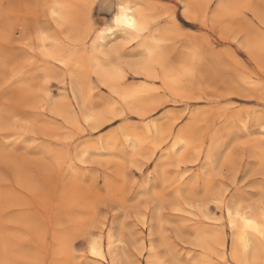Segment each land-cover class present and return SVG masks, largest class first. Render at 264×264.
Returning <instances> with one entry per match:
<instances>
[{
  "label": "rangeland",
  "instance_id": "1",
  "mask_svg": "<svg viewBox=\"0 0 264 264\" xmlns=\"http://www.w3.org/2000/svg\"><path fill=\"white\" fill-rule=\"evenodd\" d=\"M128 1L148 29L117 39L108 59L89 47L116 0H0V264H241L224 204L248 209L264 195V0ZM144 40L150 77L134 66ZM89 56L114 60L120 93L138 89L141 104L103 85ZM139 107L154 110L141 118ZM92 112L117 117L91 131ZM126 129L149 137L130 148ZM89 141L99 149L84 158ZM109 229L117 257L101 263L87 243ZM258 243L253 264H264Z\"/></svg>",
  "mask_w": 264,
  "mask_h": 264
},
{
  "label": "bare ground",
  "instance_id": "2",
  "mask_svg": "<svg viewBox=\"0 0 264 264\" xmlns=\"http://www.w3.org/2000/svg\"><path fill=\"white\" fill-rule=\"evenodd\" d=\"M137 3V2H136ZM184 6V5H183ZM141 8V7H140ZM143 10V9H142ZM141 9H139L137 7L136 4L134 3H131L130 1L128 0H116V3H114V11H113V14L111 16V18L109 19L110 21V26L107 30H103V32L99 33L98 35H96V37L94 39H92V42L90 44V47H89V50H90V54L93 56V55H97V54H100L102 56H105L108 58V56H113V53H116L115 51V46L117 44V39H119L120 37L123 38V39H129V40H134V39H137V38H140L141 35L147 31L148 29V14L147 16L143 13ZM89 18V17H88ZM107 23V22H106ZM89 25V24H88ZM90 27V26H89ZM107 28V26H105ZM104 28V27H102ZM105 29V28H104ZM88 33V32H87ZM88 35V34H87ZM80 41V40H79ZM82 43V42H81ZM143 46V47H142ZM81 47V46H80ZM142 48H144V50L147 52V55H146V58H145V61H141V62H137L136 65H134L135 63H133V65L135 66V69L136 70H140L139 72H142L143 76L144 77H150L151 76V69H150V66L153 64L152 61L153 59L155 58V54L153 51H151V45L147 42H145V40L142 42V45H141ZM86 48V47H85ZM85 54V53H84ZM92 56H89V62L92 61L91 64H93V68L94 69L93 71L95 72V74L99 77L98 80L101 81V83L103 85H106L108 88H112L115 90V93H117L118 95V92L120 93L119 91V83L116 81H119V79H122L123 76H122V72L119 70V73L118 70H115L116 67H115V64H114V60L112 62V60L108 61V59H105L103 61H98V60H95L93 61ZM59 56H56V59L58 58ZM54 58V57H53ZM60 58V57H59ZM63 58V57H62ZM114 59V57H112ZM142 58V57H141ZM67 59V58H65ZM64 59V60H65ZM71 59H74L73 56L72 58H69L68 57V60L69 62H72L70 61ZM100 59V58H99ZM58 60V59H57ZM63 60V59H61ZM66 61V60H65ZM74 61H77V63L75 62V64H81V70H83L84 68V63L80 60H74ZM87 61V60H86ZM61 62V61H60ZM64 61H62L63 63ZM81 62V63H80ZM156 62V61H155ZM160 62V61H159ZM157 62V63H159ZM65 63V62H64ZM86 63V62H85ZM152 63V64H151ZM68 64V63H67ZM67 64H65L64 66H66ZM129 66V64H128ZM132 66V65H131ZM129 66V67H131ZM68 67V66H66ZM65 67V68H66ZM69 67L70 64H69ZM68 67V68H69ZM75 68L74 67H71V69ZM128 68V67H126ZM152 68V67H151ZM163 68V67H162ZM185 68V67H184ZM78 69V67H77ZM86 69V67H85ZM74 71V70H73ZM72 71V72H73ZM84 72V70H83ZM76 73V72H75ZM82 75V74H81ZM164 75V74H163ZM87 76V75H85ZM95 76V75H94ZM76 77V76H75ZM122 77V78H121ZM80 78V77H79ZM175 80V79H173ZM73 81V80H72ZM75 81V80H74ZM81 81V80H80ZM99 81V82H100ZM120 82V81H119ZM72 86L74 84H71ZM125 86V85H123ZM114 87V88H113ZM121 87V86H120ZM128 88V86H127ZM73 89V88H72ZM75 89V88H74ZM83 89V88H82ZM121 90V89H120ZM125 90V91H124ZM136 90V89H135ZM134 89L132 90V88L130 89V87L128 89H124L122 88L121 91H123L122 93H120L119 97L120 99L127 103L128 105L129 104H132L133 107H138V106H134L133 103L135 104L136 102H138L139 100V94L141 91H135ZM142 90V89H141ZM77 91V90H75ZM83 92V91H82ZM76 93V92H75ZM78 93V92H77ZM76 93V94H77ZM74 96V94H72ZM85 96V94H83ZM72 96L73 100L76 101L74 99V97ZM76 96V95H75ZM83 96V99H85V97ZM81 97L80 94L78 95L77 97V100H79ZM146 97V96H145ZM79 98V99H78ZM82 98V97H81ZM142 99V98H141ZM84 101V100H83ZM82 101V102H83ZM146 101V100H145ZM145 101L142 100V102L144 103ZM148 101V100H147ZM158 101V100H157ZM77 102V101H76ZM88 102V101H87ZM91 103V101H90ZM89 103V104H90ZM139 103V102H138ZM145 103H148V102H145ZM144 103V104H145ZM81 104V102H80ZM85 105V103H83ZM87 104V103H86ZM137 104V103H136ZM141 104V101L140 103ZM88 105V104H87ZM104 105V104H103ZM147 105V104H146ZM92 106V105H91ZM127 106V105H126ZM131 106V105H130ZM142 106V105H141ZM144 106V105H143ZM149 106V104H148ZM151 106V105H150ZM78 107V106H77ZM82 107H84L82 105ZM90 106L88 105V107L86 108H89ZM117 107V106H116ZM80 108V107H79ZM93 108V107H92ZM130 108V107H129ZM141 108V110L139 109H136V115L138 113V115L141 116V118L143 117L144 118V115L148 114L149 112L152 113L154 109L151 108V110H142V107H139ZM147 108V107H146ZM149 108V107H148ZM82 109V108H81ZM94 109V108H93ZM84 110V109H83ZM86 110V109H85ZM91 110V109H89ZM88 111V110H87ZM113 111V110H112ZM119 111V110H118ZM123 111V110H122ZM129 111H131V109H129ZM134 110H132L133 112ZM134 111V112H135ZM89 113V111H88ZM93 113V112H92ZM112 113V112H110ZM114 113V111H113ZM118 113V112H117ZM120 113V112H119ZM101 114H102V117H101ZM100 114V117L99 116H95L94 113V118H92L93 122H92V127H91V131H97L99 129H103L104 125H106L107 122H112V120L114 118H116L117 115L116 113H114L115 115L110 118V119H107V120H102L101 118H103V116H105L106 114H103L101 113ZM91 115V114H89ZM109 115V114H108ZM107 115V116H108ZM120 115V114H118ZM150 115V114H148ZM147 115V116H148ZM84 116V115H83ZM81 116V117H83ZM139 116V117H140ZM93 117V116H92ZM110 117V116H108ZM120 117V116H119ZM121 117H122V113H121ZM124 117V116H123ZM85 118H88V116H86ZM84 118V119H85ZM89 119L91 118H88V121H90ZM87 119H85L86 121ZM115 120V119H114ZM90 122V123H91ZM85 123V122H84ZM167 124V123H166ZM145 126V133L146 134H149V133H152V131L154 132V136L155 139L157 140V136H159V144L156 145L154 148H157L158 146H160L164 140V132L163 130H160V127L159 125L155 122L151 123L150 125H144ZM143 126V127H144ZM121 129V128H120ZM160 130V131H159ZM141 132H143L141 129H140ZM123 132V131H122ZM111 133V132H110ZM115 133V132H113ZM121 133V131H120ZM139 134V132H137ZM137 133L135 132H132L131 130L128 131L126 129L125 132H123V134L121 135V137H123V141L124 143H126L128 145V147H134V146H138V145H141L142 141L146 140L148 137L147 135L144 136V134L142 135H137ZM168 135H170L168 133ZM112 136V134H111ZM109 136V138L107 139L108 141L115 138L116 135L113 134V136L111 137ZM139 136V137H138ZM140 136H144V137H147L146 139H142L140 138ZM178 136V135H177ZM106 137V136H104ZM187 137V136H186ZM119 138V137H118ZM175 138V137H174ZM103 139V138H102ZM98 141V140H97ZM119 141V139H118ZM182 141L181 138H175L171 145H170V148H168L167 150V153H166V156H164L165 158H167V160L170 159V157H172L170 155V153L174 154V152H176V149L177 147L181 144L180 142ZM94 141H92V143L89 141L88 143H85V144H81L80 148H79V154L80 156L82 157H88L87 155H89L90 151H92L93 149H99V147L95 146V142L93 143ZM117 142V141H116ZM146 142V141H144ZM143 142V143H144ZM101 144L103 145V148L104 149L106 146H109V143L106 142H103V141H100L98 142V144ZM114 144V143H113ZM117 144V143H116ZM111 146V144H110ZM101 147V146H100ZM113 147V146H112ZM140 147V146H138ZM142 147V145H141ZM118 148V147H117ZM106 149V148H105ZM214 147H210L208 150H207V153H206V160L204 161L205 162V167H210L211 166V158L215 155H213V151H214ZM139 150V148H138ZM137 151H134L135 153L138 152ZM113 152H115L113 150ZM215 152V151H214ZM107 153V152H106ZM136 155V154H135ZM98 158V157H97ZM83 159V158H82ZM214 159V157H213ZM80 160V159H79ZM160 160V159H159ZM165 160V159H164ZM161 161V160H160ZM107 162V161H106ZM101 163V162H100ZM116 168V167H115ZM177 183V182H176ZM182 184V183H181ZM76 185V184H75ZM123 185V184H122ZM185 185V184H183ZM181 185V186H183ZM81 187V186H80ZM118 187V186H116ZM124 188V186L122 187ZM183 188V187H182ZM185 188V187H184ZM121 189V188H120ZM67 189H65L66 191ZM119 190V189H118ZM120 191V190H119ZM71 192V191H70ZM76 193V192H75ZM79 193V192H78ZM83 193V192H82ZM69 194V193H68ZM72 194H70L71 196ZM81 195V194H80ZM76 197V195H75ZM90 199V198H89ZM47 200V199H46ZM120 200V199H119ZM84 201V200H83ZM88 201V200H87ZM92 201V200H91ZM99 201V200H98ZM233 202H228V203H225L224 204V211L226 213V216L228 218V224L230 226V228L233 230V237H232V242H231V252H232V255L231 257L233 256L234 259H237L239 258L240 261H241V264H253V255L255 256V251H257V245L259 244L258 241H262L263 242V245H264V195L262 197V201L260 202L259 205H257L256 207H251V208H248V209H244L242 208L240 205L239 206H235L232 204ZM67 204V203H66ZM85 204V203H84ZM68 205V204H67ZM237 205V204H236ZM82 206V205H81ZM86 206V204H85ZM68 207V206H67ZM87 207V206H86ZM90 207V206H88ZM82 208V207H81ZM91 208V207H90ZM85 209V208H84ZM87 209V208H86ZM85 209V210H86ZM90 211V210H89ZM92 211V210H91ZM87 214V213H86ZM94 218V217H93ZM91 219V218H90ZM88 221V220H87ZM116 221V220H115ZM89 226V225H88ZM113 227V226H112ZM119 229V228H118ZM84 234V233H83ZM215 235V234H214ZM103 235H100L99 237L95 238V239H92L90 240L87 244V249H88V254L95 257L96 259H98L101 263H108V262H112V259L113 261H115V251L114 249H111V246L112 244L114 243L113 240L115 241L114 238V234L113 232L111 231V229L108 230V232L106 233L105 237H102ZM105 238V240L103 239ZM205 238V237H204ZM212 238V237H211ZM66 239V238H65ZM204 240V239H203ZM119 242V241H118ZM211 242V240H210ZM213 242V241H212ZM105 244H106V247H105ZM213 244V243H212ZM204 245V244H203ZM124 248V247H123ZM259 248L261 249L260 247V244H259ZM151 249V248H150ZM150 254V253H149ZM117 257V255H116ZM147 257V261H146V264H157L155 262L156 258L154 259V257L152 256H146ZM108 258H109V261H108ZM119 260V259H118ZM223 260V259H222ZM157 261V260H156ZM119 262V261H118ZM116 263V262H115ZM124 264V263H122ZM128 264H135L133 262H130Z\"/></svg>",
  "mask_w": 264,
  "mask_h": 264
}]
</instances>
